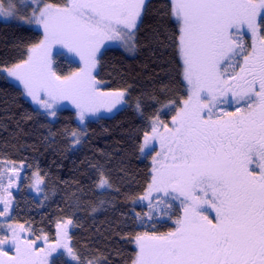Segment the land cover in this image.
Masks as SVG:
<instances>
[{"label": "snow or ice", "instance_id": "6c2138e0", "mask_svg": "<svg viewBox=\"0 0 264 264\" xmlns=\"http://www.w3.org/2000/svg\"><path fill=\"white\" fill-rule=\"evenodd\" d=\"M144 5L145 0H68L61 7L41 6L36 0L32 7L29 0L21 6L32 8L28 22L42 27L43 39L29 48L23 63L3 70L50 115L61 100L71 101L81 120L99 106L111 109L124 101L125 92L99 91L93 76L96 53L106 40L122 41L131 51L132 30ZM171 8L190 91L172 117L173 126L157 120L144 142L158 139L162 149L148 194L162 192L170 200L179 199L183 216L174 231L138 236L133 264H264V0H171ZM16 11V0H8L7 6L0 3V15ZM243 28L252 35L251 52L234 35ZM54 45L79 56L84 67L68 77L57 75L52 68ZM228 93L233 100L224 103H243L247 110L215 113L218 97ZM110 186L101 172L98 187ZM159 203L171 207L165 199ZM208 209L215 212L211 219ZM5 242L0 238V244ZM12 242L17 252L13 264H37L39 253L32 242H25L23 249L18 235ZM61 246L76 260L67 243L56 245Z\"/></svg>", "mask_w": 264, "mask_h": 264}, {"label": "trees", "instance_id": "16d2710c", "mask_svg": "<svg viewBox=\"0 0 264 264\" xmlns=\"http://www.w3.org/2000/svg\"><path fill=\"white\" fill-rule=\"evenodd\" d=\"M133 32V49L129 51L124 43L108 44L98 53L94 72L103 89L126 91L125 104L88 120L77 145L73 144V134L79 131L74 111L63 107L54 120L49 119L0 73V161L25 165L10 219L48 241L55 239L57 221L70 220V247L78 264H131L137 251L133 239L172 231L180 212L174 206L168 219L147 221V207L135 203L151 180L150 156L140 155L145 134L157 117L168 123L189 95L171 1L145 0ZM40 39L41 33L33 28L0 20V68L22 62L27 49ZM74 69V62L57 51L56 73L64 76ZM34 171L42 178L43 203L26 189ZM101 172L110 187H98ZM48 264L73 263L57 254Z\"/></svg>", "mask_w": 264, "mask_h": 264}, {"label": "rangeland", "instance_id": "374dc122", "mask_svg": "<svg viewBox=\"0 0 264 264\" xmlns=\"http://www.w3.org/2000/svg\"><path fill=\"white\" fill-rule=\"evenodd\" d=\"M28 2H29V0H16V3H17L16 14L12 15V16L0 15V20L14 21V22H17L19 24H23V25H26L30 28H33V29H35L41 33V39H43L42 27L37 25L35 22H32V23L28 22L32 17V8L21 6V5H26ZM39 2L41 4V6H43V4H46V3H41L40 0H39ZM67 2H68V0H65V3L63 5H61V7L66 5ZM0 3H3L5 6H7L8 0H0ZM35 4H36V0H32V7H35ZM173 18H174L175 22L177 23L174 16H173ZM177 26L179 29L178 23H177ZM234 35L244 45V48H246V52L252 51L253 38H252L251 33L246 28L241 29L240 32H234ZM245 38L247 40H245ZM246 41L248 42L247 47L245 46ZM112 43L122 44L123 42L119 41V40H106L100 46L99 51L96 53V59H97V55L100 52V50L102 48H104L105 46H107L108 44H112ZM29 48L26 51L25 59L22 62L17 63V64L23 63L28 58ZM57 51L61 52V54L64 55V57L67 58L68 60H70L71 62H74V65H75V69L73 71H71V72H69L66 75L61 76V77L71 76L73 73L79 72L80 69L84 67V64L80 60L79 56H76L75 54L68 53L67 49L63 48L61 45H54L52 47V68L55 72H56V70H55V54ZM180 61H181V59H180ZM240 63H243L242 57H240ZM181 66H182V61H181ZM11 67H8V68H11ZM225 67L228 69L229 72H231L232 69L229 65H225ZM3 69H7V68H0V73L8 81L17 85L22 90L25 98L35 108H37L40 111H42L43 113H45L49 119L54 120L56 117V112L60 108H63V107L69 108L72 111H74L75 116H76V121L79 125V131H77L75 133V136L73 137V144L74 145H77L79 143V142L77 143L76 141L77 140L80 141V137L82 135L84 125L88 120L95 119L100 115H109L112 112L123 107L125 104V98H124L123 102L116 104L111 109H109L108 107H105V106H99L93 112H86L84 114L83 120H81L79 115H78L79 110L75 107V105L72 104L71 101H69V100H61V101L57 102L55 109H54L55 115L53 116V115H50L48 113V110H45V109L41 108L39 105L35 104L32 101L31 97H29L25 94L24 89H23V85L15 77L9 76L7 71L3 70ZM95 69H96V66L93 69V76H94ZM237 71H238V69H237ZM182 76H183V66H182ZM183 80H184V78H183ZM97 82H98L97 87H98L100 92H102V93H113V92H118V91H124L125 97H126V91L125 90H115V91L105 90L102 87L103 86L102 83L99 81H97ZM184 82H185V84L188 88V92H189L190 88L187 85V82L185 80H184ZM203 95L204 94H202V96ZM218 99L221 102L218 103L217 106L213 109V111L217 114H219L221 111L235 112V109L237 107H240L242 111L247 110L243 106V103H241L240 105H237L234 102L232 104L223 102V101L233 100L231 93H228L225 96H220V97H218ZM205 111H207V109H205ZM225 119H227V117H225ZM157 120H159L158 117L152 120L150 131H149V133H147L149 136L152 135V127ZM163 124H165L171 128L173 126L172 125V118L169 120L168 123H163ZM161 131H163V129H161ZM142 148H143V151H142ZM161 151H162V149L160 147V141L158 139L149 140L147 144H145V142L143 140V142L141 144V150H140L141 157H145L148 155L150 156L149 161L151 164V180H152V175H153V168L158 166L156 161L159 159H162V157L157 156V153H160ZM24 169H25V165L23 163H11V162H6V161H0V212H3V215H0V238H6V242L3 244H0V252L7 253V255L0 256V260H3L5 262V264H13V261H15V259L17 258V252H16V247L13 244L12 240H13L14 235H18L20 237V240H21V248L22 249L25 246V242H32L33 249L37 253H39V255L35 257L37 264H48L49 259L51 257L57 255V254H62L64 256V258L70 263L78 264V257L76 256V254L74 252L73 253L76 256V260L72 259V257L68 254L67 250L64 247H62V246L56 247V245L58 243L61 245L64 243H67L70 247L69 231H70L71 223H67L69 221L68 219H62V220H59L55 223L56 233H55V239L53 241L46 240L44 235H42V234H35L31 230V228L26 224L15 223V222L11 221L10 213H11V207H12V203H13V195H14V192L16 191V189L18 188L22 178L24 177ZM10 180H11V184H9ZM38 180L40 181L39 183L37 182ZM151 180H150L149 184L151 183ZM26 189H27V192L29 194H31L34 198H36L38 201H40L41 203L44 202L45 198H44L43 189H42V178L38 172L34 171L31 173L29 181H28L27 186H26ZM169 191L171 192L170 189H169ZM172 195H176V194L172 193ZM160 199L167 200L168 203L171 204V207H169L168 204L159 203ZM135 203L144 204L147 207V211H146V220L147 221H150L153 219H155V220L168 219L169 213L171 212L172 207L176 206L180 212H179V216L175 220H173L174 228L172 231H174L176 228V220L183 216V208L181 206L179 199L170 200L169 198L164 197V194L162 192L157 193L155 191H153L149 195L148 194V186L145 189V191L143 192V194H141L139 197H137L135 199ZM5 209H7V211H4ZM208 215H209V218L211 219L215 216V212L212 209H208ZM21 229H23V230H21ZM65 232L67 233L66 237L63 236V233H65ZM165 234H167V233L156 234V235H165ZM143 235L144 234H141L138 236H143ZM138 236H136L133 239V244L137 250L136 256L138 253V246L136 243V239ZM50 248H55V251H51L49 253ZM136 256H135V258H136ZM135 258H134V260H135ZM131 264H133V262Z\"/></svg>", "mask_w": 264, "mask_h": 264}, {"label": "flooded vegetation", "instance_id": "af4514ba", "mask_svg": "<svg viewBox=\"0 0 264 264\" xmlns=\"http://www.w3.org/2000/svg\"><path fill=\"white\" fill-rule=\"evenodd\" d=\"M151 153V152H150ZM174 194H176V193H174ZM177 195V194H176Z\"/></svg>", "mask_w": 264, "mask_h": 264}]
</instances>
